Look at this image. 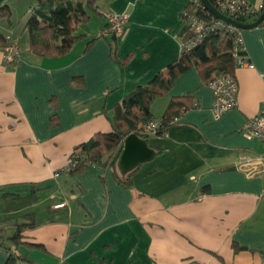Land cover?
Instances as JSON below:
<instances>
[{
    "label": "crops",
    "instance_id": "1",
    "mask_svg": "<svg viewBox=\"0 0 264 264\" xmlns=\"http://www.w3.org/2000/svg\"><path fill=\"white\" fill-rule=\"evenodd\" d=\"M188 3L97 0L63 54L39 55L28 37L11 62L0 46V187H41L35 204L0 216H34L24 242L7 244L36 264H264V175L238 167L242 156L264 157V141L242 129L264 111V21L242 29L240 57L252 65L236 68V107L215 118L213 91L192 66L153 99L155 118L173 97L186 96L188 106L149 135L150 159L126 173L119 157L65 170L79 144L113 130L115 109L133 89L180 57ZM108 13L128 15L123 34L88 44ZM8 257L0 247V264Z\"/></svg>",
    "mask_w": 264,
    "mask_h": 264
},
{
    "label": "trees",
    "instance_id": "2",
    "mask_svg": "<svg viewBox=\"0 0 264 264\" xmlns=\"http://www.w3.org/2000/svg\"><path fill=\"white\" fill-rule=\"evenodd\" d=\"M6 0L0 3V16L11 20V9ZM97 0H36L32 9V16L27 21L25 29L29 32L30 49L44 56H55L67 52L70 47L83 35L76 34L77 23L89 19V10L96 11ZM202 3V2H201ZM190 14L203 20L205 26H209L216 17L206 9L203 4L194 8V4L188 3L185 8ZM264 11L254 13L246 17L238 18L242 22L256 20ZM188 15H183L186 23ZM107 26V23L104 27ZM103 27V28H104ZM7 35L0 31V46L7 43ZM199 35L196 28L186 24L182 43L195 41ZM103 34L93 37L88 44ZM116 43V40L113 39ZM235 34L221 30L209 31L206 36L198 41L191 49H182L180 57L172 62L166 73H158L147 85L133 89L116 107V115L113 120V130L110 132H98L89 140L79 144L71 154L75 158L76 167L73 173L88 168L91 164L112 163L116 164L122 150L125 138L131 133H137L148 140L149 134L143 133L146 123L154 119L150 113L153 99L166 95L171 89L174 80L181 73L192 66L197 67L203 80L207 83L220 75H234L238 64L234 56ZM186 96L173 97L169 102L162 119V127L158 132L173 123L181 110L186 109L188 102ZM149 141V140H148ZM130 174L121 177L123 185L129 184ZM40 189L36 184H31L27 189L10 191L5 186L0 187V211L11 213L21 211L40 198ZM16 228L11 234L4 233V223L10 217L0 216V247L9 253L6 264H36L32 259L21 253L20 250L7 244L10 242L16 247L23 243L25 231L34 225V216L31 213L17 215ZM19 217L22 219L19 220ZM28 218V220H26ZM37 245L36 243H32ZM38 246V245H37Z\"/></svg>",
    "mask_w": 264,
    "mask_h": 264
},
{
    "label": "built area",
    "instance_id": "3",
    "mask_svg": "<svg viewBox=\"0 0 264 264\" xmlns=\"http://www.w3.org/2000/svg\"><path fill=\"white\" fill-rule=\"evenodd\" d=\"M220 11L226 15L239 20L238 18L246 17L254 13L260 12L263 8V3L260 5H254L248 0H210ZM190 3L194 4V8L198 5H202L201 0H189ZM186 24H191L192 27L196 28L199 35L195 41H190L187 44H182V48L191 49L196 43L202 40L209 31L221 30L235 34L234 44V56L236 57L239 65H252L250 62L240 57L241 51L245 48V40L242 34V29L226 22L222 19L217 18L209 25L205 26L203 20L197 18L193 14H190L187 10L184 11L183 15H188ZM107 26L103 28L102 34L105 36L110 35H122L126 23L128 22V15L123 13H108L107 14ZM7 43L4 47L5 57L11 62L17 61L21 56V48L18 39H16L11 33L7 35ZM209 87L214 94L213 102V114L215 118H220L226 111L237 106V92L238 83L234 75H220L215 77L213 80L208 82ZM177 118L174 119V121ZM162 119L154 118L143 127V133L153 134L159 131L162 127ZM243 131L250 137L258 138L264 141V111L249 119L243 126ZM243 160L238 165L247 175H264V157L263 156H242ZM76 161L75 158H70V162L65 169L71 171L75 169ZM60 173H55L58 176ZM62 204L56 205L60 207Z\"/></svg>",
    "mask_w": 264,
    "mask_h": 264
},
{
    "label": "water",
    "instance_id": "4",
    "mask_svg": "<svg viewBox=\"0 0 264 264\" xmlns=\"http://www.w3.org/2000/svg\"><path fill=\"white\" fill-rule=\"evenodd\" d=\"M4 0H0V3ZM203 6L208 9L214 16L229 22L241 29H248L259 26L264 21V11L259 17L251 22H242L234 19L222 11H220L210 0H201ZM113 39L117 40V35H113ZM154 154V150L147 141L137 133L128 135L123 144V149L118 159V165L123 173L133 169L143 161L150 159Z\"/></svg>",
    "mask_w": 264,
    "mask_h": 264
},
{
    "label": "rangeland",
    "instance_id": "5",
    "mask_svg": "<svg viewBox=\"0 0 264 264\" xmlns=\"http://www.w3.org/2000/svg\"><path fill=\"white\" fill-rule=\"evenodd\" d=\"M5 3L8 4L11 9V20H8L7 18L0 16V31L2 33L10 32L16 39L19 40L21 45H24V42L29 37V32L25 30V26L27 24V21L32 16V9L36 3V0H6ZM92 21L95 22V19H93ZM82 27L85 28L86 26L83 25ZM17 218L18 216L15 215V219ZM20 219L22 218L19 217V220ZM26 220H28V218H26ZM13 222L14 219L6 220L4 223H2V225L13 224ZM13 230H15V228L8 229L7 232L10 233Z\"/></svg>",
    "mask_w": 264,
    "mask_h": 264
}]
</instances>
